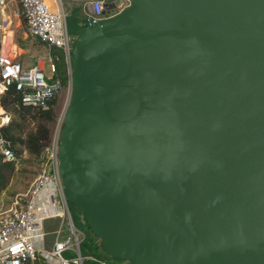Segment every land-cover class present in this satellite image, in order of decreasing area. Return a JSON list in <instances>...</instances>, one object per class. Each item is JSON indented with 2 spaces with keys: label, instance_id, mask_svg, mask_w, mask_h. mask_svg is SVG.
I'll list each match as a JSON object with an SVG mask.
<instances>
[{
  "label": "water",
  "instance_id": "95a60500",
  "mask_svg": "<svg viewBox=\"0 0 264 264\" xmlns=\"http://www.w3.org/2000/svg\"><path fill=\"white\" fill-rule=\"evenodd\" d=\"M127 1L71 45L67 202L113 260L264 264V0Z\"/></svg>",
  "mask_w": 264,
  "mask_h": 264
},
{
  "label": "built area",
  "instance_id": "2783aa9c",
  "mask_svg": "<svg viewBox=\"0 0 264 264\" xmlns=\"http://www.w3.org/2000/svg\"><path fill=\"white\" fill-rule=\"evenodd\" d=\"M112 4V9L107 10V0L86 3V20L82 26L114 16L128 1L113 0ZM13 24L23 25L26 36L44 47L50 74L38 62L26 69L22 58L18 59L17 49L11 54L6 52L5 42ZM71 45L61 0H0V128L8 125L11 118L1 105L10 88L21 92L23 106L49 110L51 100L61 91V83L55 78L57 59L50 51L55 48L62 52L70 73ZM58 143V136L53 137L41 152L39 172L27 191L17 194L10 206L0 212V264H84L91 260L82 256L80 245L85 233L73 225L64 195ZM0 155L6 161H14L9 143L3 138H0ZM50 220L58 221L53 239L47 238L44 231V222Z\"/></svg>",
  "mask_w": 264,
  "mask_h": 264
},
{
  "label": "trees",
  "instance_id": "16d2710c",
  "mask_svg": "<svg viewBox=\"0 0 264 264\" xmlns=\"http://www.w3.org/2000/svg\"><path fill=\"white\" fill-rule=\"evenodd\" d=\"M112 1L107 0L109 10L112 9ZM124 4L122 7L126 6ZM117 8V7H116ZM123 8L116 11V14ZM117 10V9H116ZM115 14V13H114ZM115 14V15H116ZM65 20L68 33L74 38L78 30L86 20V12L82 8L74 5L65 12ZM50 54L55 61V78L59 79L61 89L69 88L70 76L67 71L64 55L61 51L52 48ZM3 109L10 113L11 118L8 125L0 128V138L9 143L14 161H6L0 155V197L8 188L15 172L16 162L22 160L23 155L28 157V162H39L41 152L53 140V125L57 118V97L50 102V108L47 111L31 109L21 104V92L13 88L8 89L1 101ZM63 125H61V128ZM73 225L87 234V239L91 242L90 256L94 260L85 261L87 264H100L101 261L108 264H124L126 261L113 260L110 256L102 251L99 241L94 240L82 219L81 212L78 208L68 205ZM85 264V263H84Z\"/></svg>",
  "mask_w": 264,
  "mask_h": 264
},
{
  "label": "rangeland",
  "instance_id": "374dc122",
  "mask_svg": "<svg viewBox=\"0 0 264 264\" xmlns=\"http://www.w3.org/2000/svg\"><path fill=\"white\" fill-rule=\"evenodd\" d=\"M91 0H61L62 7L64 12H67L71 3L75 2L74 5H77L82 8L83 5ZM74 38H71V44ZM6 50L12 52L17 49V52L20 54V58L25 64V68L28 69L35 65L36 62L43 64L44 72L48 75L49 73V64L46 62L48 53L44 47L37 41L28 38L25 34V28L23 25L18 24L11 28L10 33L8 34L5 42ZM69 88L61 89L60 93L57 96V118L56 122L53 125V135L56 137L61 128L64 111L68 104L69 100ZM39 163L38 162H28V157L23 155L22 160L16 162V172L4 193L0 197V212L4 211L10 206L12 199L21 193H25L29 188L30 184L36 178L39 172ZM58 221L50 220L44 222V231L47 235V238L53 239V232L57 229ZM85 233V232H84ZM91 242L87 239V234L85 239L80 245L81 253L83 257H87L90 254L89 249L91 248ZM90 256V255H89ZM91 260H94L91 258ZM85 264H87L85 262ZM127 264V263H124Z\"/></svg>",
  "mask_w": 264,
  "mask_h": 264
},
{
  "label": "crops",
  "instance_id": "0c3cea01",
  "mask_svg": "<svg viewBox=\"0 0 264 264\" xmlns=\"http://www.w3.org/2000/svg\"><path fill=\"white\" fill-rule=\"evenodd\" d=\"M78 1V0H77ZM87 3V2H86ZM86 3L83 5V7H82V12H83V10H84V12L86 11V9H85V5H86ZM72 5H71V7H73L74 6V4H75V2L73 3H71ZM17 6V5H16ZM76 6H78V4L76 5ZM70 7V8H71ZM14 9H15V7H14ZM6 52L8 53V54H11L8 50H6Z\"/></svg>",
  "mask_w": 264,
  "mask_h": 264
}]
</instances>
